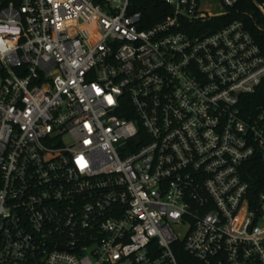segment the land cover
<instances>
[{"label":"built area","instance_id":"2783aa9c","mask_svg":"<svg viewBox=\"0 0 264 264\" xmlns=\"http://www.w3.org/2000/svg\"><path fill=\"white\" fill-rule=\"evenodd\" d=\"M161 1L0 0V264H264V5Z\"/></svg>","mask_w":264,"mask_h":264},{"label":"trees","instance_id":"16d2710c","mask_svg":"<svg viewBox=\"0 0 264 264\" xmlns=\"http://www.w3.org/2000/svg\"><path fill=\"white\" fill-rule=\"evenodd\" d=\"M95 1L101 2L103 0ZM258 1L264 5V0ZM131 3V11L134 13H141L140 30L153 28L157 26V24L165 21L166 18L171 15V8L161 0H131ZM236 9L241 13L243 11H249L251 15L254 16L257 24L259 25L261 23L252 0H240ZM248 24H250L253 32H255L257 27L254 26V22L251 23L249 20ZM262 85V88L252 98V102L255 106L264 105V82ZM246 172V180L250 183L252 194L258 196L259 194L264 193V164L258 159L251 161Z\"/></svg>","mask_w":264,"mask_h":264},{"label":"rangeland","instance_id":"374dc122","mask_svg":"<svg viewBox=\"0 0 264 264\" xmlns=\"http://www.w3.org/2000/svg\"><path fill=\"white\" fill-rule=\"evenodd\" d=\"M209 4L212 7V10H220L221 9V1L220 0H211Z\"/></svg>","mask_w":264,"mask_h":264}]
</instances>
